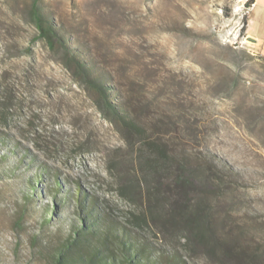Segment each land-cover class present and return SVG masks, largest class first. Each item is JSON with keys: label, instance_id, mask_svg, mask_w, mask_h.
Segmentation results:
<instances>
[{"label": "rangeland", "instance_id": "374dc122", "mask_svg": "<svg viewBox=\"0 0 264 264\" xmlns=\"http://www.w3.org/2000/svg\"><path fill=\"white\" fill-rule=\"evenodd\" d=\"M244 4L0 0V264H51L40 247L58 223L43 207L52 199L43 169L49 182L95 194L124 220L139 203L133 169L142 138L199 175L187 197L204 206L213 241L264 264V55L247 33ZM36 11L55 32L52 43ZM144 234L155 248L183 250V230H172V243ZM191 248L187 264H216L205 248Z\"/></svg>", "mask_w": 264, "mask_h": 264}, {"label": "trees", "instance_id": "16d2710c", "mask_svg": "<svg viewBox=\"0 0 264 264\" xmlns=\"http://www.w3.org/2000/svg\"><path fill=\"white\" fill-rule=\"evenodd\" d=\"M252 3V0H248L244 7L250 8ZM35 23L41 37L52 43L55 32L43 26L44 19L38 11L35 13ZM76 59L81 70L89 77L86 66L79 58ZM88 82L109 103L105 85L93 78ZM112 111L127 128L141 133L139 124L129 119L124 110L114 108ZM141 141L133 169V188L137 190L139 203L132 204L124 220L114 216L106 206V200L99 199L79 186L75 191L62 189L58 179L48 181L49 172L46 169L38 173L39 180L44 182L45 192L52 198L43 207L48 217H56L58 223L55 232L40 247L41 253L45 254L51 264H187L192 245L205 248L203 257L216 258V264H253L251 256L244 249L218 246L213 241L210 219L204 206L200 202L191 203L187 197V192L200 184L199 175L190 171L185 161L170 160L157 143L143 138ZM143 146L148 151H144ZM12 147L14 149L15 146ZM23 158L19 157V161ZM18 165L5 173L12 175ZM214 179L207 176L204 180L213 187L216 184ZM30 197L28 194L25 196L26 200ZM56 211H65L68 216L59 218ZM146 228L157 231L162 235L160 240L169 242L173 241L172 230L185 231L184 236L178 237L183 240L180 244L183 250L178 249L176 244H171L170 250L155 248L144 234Z\"/></svg>", "mask_w": 264, "mask_h": 264}, {"label": "crops", "instance_id": "0c3cea01", "mask_svg": "<svg viewBox=\"0 0 264 264\" xmlns=\"http://www.w3.org/2000/svg\"><path fill=\"white\" fill-rule=\"evenodd\" d=\"M252 2L247 18V33L254 39V49L264 55V0H252ZM254 20H258L257 28L251 29L250 22Z\"/></svg>", "mask_w": 264, "mask_h": 264}, {"label": "built area", "instance_id": "2783aa9c", "mask_svg": "<svg viewBox=\"0 0 264 264\" xmlns=\"http://www.w3.org/2000/svg\"><path fill=\"white\" fill-rule=\"evenodd\" d=\"M248 0H244V2L246 3Z\"/></svg>", "mask_w": 264, "mask_h": 264}]
</instances>
